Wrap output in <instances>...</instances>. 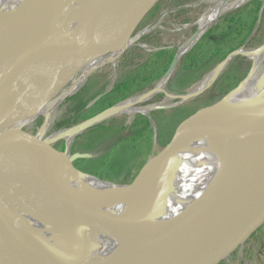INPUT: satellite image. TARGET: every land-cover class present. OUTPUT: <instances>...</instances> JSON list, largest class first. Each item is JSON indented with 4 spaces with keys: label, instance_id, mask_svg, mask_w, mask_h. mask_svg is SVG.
<instances>
[{
    "label": "bare ground",
    "instance_id": "bare-ground-1",
    "mask_svg": "<svg viewBox=\"0 0 264 264\" xmlns=\"http://www.w3.org/2000/svg\"><path fill=\"white\" fill-rule=\"evenodd\" d=\"M56 1L0 0V16L1 13L13 16L21 25L25 19L32 23L36 8L40 12L43 8H50ZM130 1L92 0L84 8H73L70 23L81 31L78 39L68 47L49 51H45V39L39 40L29 35L19 37L17 32L9 29L8 20L0 19V174L9 173L10 181L19 189L17 196L16 190L10 186L4 187L5 194L13 202L11 210L16 217L19 241L32 256L47 264L69 262L91 247L82 230L63 213L57 189L54 188L55 183L58 188L60 179L100 197L105 217L109 220L105 229L106 236L113 241L119 239L122 246L129 248L119 258L104 259L102 264H148L167 256L180 245L203 212L185 228V224L178 219L182 210L187 208V213H191L194 206L212 199L264 158V113L247 120L245 117L264 93V43L254 49L241 47L195 84L190 95L210 87L237 57L245 56L254 62L252 73L227 95L225 101L213 109L214 112L193 134L191 140L180 147L174 158H184L182 162L179 165L173 161L166 164L174 167L165 175L155 176L151 183L149 177L153 169L165 165L164 156H159L157 152L147 162L138 185L132 187L95 186L96 182H103L102 179L66 167L55 168L36 160L32 157L34 144H25L20 137L11 141L6 157L2 155L4 136L10 129L22 130V122L34 115L40 116L42 122L29 139L36 138L54 147L68 137L66 149L67 155L71 156L70 151L76 138L93 126L121 116L134 118L140 113L151 119L152 113L168 107V101L188 99L187 96L167 91V84L180 61L224 16L252 0L198 1L199 5L206 7L199 18L186 27L192 28L191 34L183 43L175 46L176 55L165 76L152 87L94 119L70 129L51 132L59 108L68 97L76 95L96 71L109 66L113 81L123 57L133 47L138 46L150 52L141 44V40L152 27L135 32L143 16L159 0H148L127 30L112 35L95 50L88 51L85 48L86 41H92L87 39V34L103 25L104 20L110 21V16ZM260 1L264 3V0ZM110 8V11L99 16ZM22 82V86L18 87ZM160 94L164 98L153 103ZM246 121L253 123L244 125ZM226 126L232 137L227 148L219 142ZM118 190L130 191L133 195L114 200L113 193ZM152 220L163 224L171 235L161 250H153L144 256L139 254L138 248L125 244L121 234L115 232L119 222L134 223L136 227L140 222ZM175 220H178L177 223ZM69 240L71 243L65 246L64 241ZM100 247L102 251H115L113 246L106 244L105 236L100 240Z\"/></svg>",
    "mask_w": 264,
    "mask_h": 264
},
{
    "label": "water",
    "instance_id": "water-1",
    "mask_svg": "<svg viewBox=\"0 0 264 264\" xmlns=\"http://www.w3.org/2000/svg\"><path fill=\"white\" fill-rule=\"evenodd\" d=\"M91 1L58 0L52 3L50 8H43L40 12L36 8V14H34L36 16L33 18V22L29 23V20L25 19V23L22 25L13 16L10 17L7 14L1 13L0 19L8 20L11 27L9 29L17 32L19 37L29 35L36 36L39 40L45 39V51L56 50L68 47L78 39L81 31L70 23V12L73 8L88 6ZM161 1L159 0L143 16L141 21ZM147 2L148 0H131L127 5L123 6L124 8L112 20L108 22L104 20L103 25L89 32L86 36L87 39L108 37L127 30L132 24L134 17L139 14ZM19 19L21 20L23 17H19ZM239 49L230 53L224 61ZM13 52L18 54L16 49H13ZM218 79L219 77L210 87ZM23 80L25 81L24 78ZM22 84L23 82L18 87L22 86ZM101 98L102 95L96 97L93 100V104ZM130 98L116 103L86 121L114 109L118 104ZM199 113L200 111L182 122L171 144L164 152L159 153V156H164L163 162L165 165L172 162V159L183 144L188 128L199 117ZM263 113L264 93L258 102L247 111L245 117L247 120ZM252 123L246 121L244 125H251ZM73 126L76 125L60 128L59 130L70 129ZM27 136V133L23 130L10 129L3 138L2 155L6 157L9 153L8 148L11 141L16 137H20L25 144H34L32 152L34 159L55 168L66 167L86 174L74 164L79 158L77 155L68 156L67 149L59 151L54 147L45 145L36 138L29 139ZM146 167L147 163L142 167L136 180L139 176H142ZM5 186H10L16 190L17 196L19 190L10 181L9 173L0 174V264H47L32 256L28 249L19 241L16 231V217L11 210L13 202L5 194ZM54 188L57 189L63 213L82 230L85 238L91 243V247L87 251L73 260L55 264H102L104 259H117L124 250L129 249L122 246L121 244L123 243L119 239L113 241L114 239L106 236L105 229L109 220L105 217L104 205L100 197L88 191L80 190L63 179L58 180V188L56 183ZM132 195L133 193L130 191L118 190L113 193L112 197L115 200L117 198L131 197ZM187 210L185 208L181 211L180 217L178 216V219L185 224V228H188L197 216L203 212L180 245L174 248L167 256L153 260L148 264H221L250 240L264 226V158L255 167L238 176L229 187L213 196L212 199L205 200L204 203L196 207L194 206L191 209V213H187ZM177 221L175 220V223ZM157 223V220L145 223L140 222L135 227L134 223L119 222V225L114 229L115 232L121 234L125 244L131 248H138L139 254L144 256L153 250H161V248L166 246L171 235L163 224ZM104 236L106 244L113 246L115 251L101 250L100 240ZM70 243V240L68 242L64 241L65 246Z\"/></svg>",
    "mask_w": 264,
    "mask_h": 264
},
{
    "label": "rangeland",
    "instance_id": "rangeland-1",
    "mask_svg": "<svg viewBox=\"0 0 264 264\" xmlns=\"http://www.w3.org/2000/svg\"><path fill=\"white\" fill-rule=\"evenodd\" d=\"M198 1L200 0H162L139 23L135 32L136 34L152 27L141 40V44L148 48L150 52L138 46L133 47L123 57L113 81H111L113 73L109 66L96 71L76 95L68 97L67 101L65 100L59 108L58 116L50 131L53 132L55 130L54 132H56L60 128L77 125L92 118L91 116L98 115L102 111L93 104L94 97L96 98L99 95L104 97L113 92L118 86L136 80L133 83L134 85L127 91L126 95L128 94V96L116 103L133 97L157 83L167 73L173 61L166 72H163L166 63L165 58L159 63L154 72L144 70V68L154 61L160 52H173L174 55L176 54L175 46L183 43L191 34L192 28L187 29L186 27L191 26V23L199 18L206 7L202 4L199 5ZM254 1L259 0H252L242 8L224 16L216 26L203 35L193 49L225 19L234 16ZM260 2L263 9L261 8L255 27L241 47L254 49L264 43V7L263 2ZM123 6L110 16L111 20L124 8ZM139 15L140 12L137 16ZM110 37L96 38L95 44L92 41H86L85 48L88 51L95 50L97 47L102 46ZM230 46H224V49L227 50ZM191 51L180 61L176 72L167 84L168 92L187 96L188 99L184 101L181 99L168 101L166 103L168 105L167 108L151 114L149 121L151 126L149 128H146L145 124L146 120L149 119L141 116L144 114L140 113L134 118L121 116L118 119H110L91 127L76 138L70 154L71 156L77 155L79 157L74 163L78 169L102 179L103 182H96L95 186L132 187L133 185H138L142 176H139L137 180L136 177L142 167L155 152L159 154L167 149L174 139L179 125L200 111L199 117L192 122L185 134L181 145V147H184L191 140L193 134L202 127L214 112L213 109L225 101L227 95L239 87L254 69L253 61H249L245 56L237 57L227 66L212 87L203 92L190 95L203 76L226 58L223 51L213 53L207 48L206 51L199 53V67L189 72L185 71L183 66ZM162 72L164 74L159 75ZM118 96L123 97L120 94ZM113 98L118 97L114 96ZM163 98L164 95L160 94L155 97L153 103L159 102ZM65 121L68 122V125L61 127L60 125ZM41 122L42 118L34 115L22 122L20 128L27 133L29 138L35 134ZM228 135L226 126L222 131L221 137L220 135L218 136L220 140L217 137V141L219 140L225 148L232 141V137L230 138V135ZM67 141L69 142L68 137L63 138L54 148L59 151H65ZM183 159L173 158L172 161L179 165ZM158 166L153 169L149 177V183L155 176L165 175L174 167L173 165H164L158 168ZM258 234L263 235L264 229L260 230ZM257 260L264 264V259L260 258Z\"/></svg>",
    "mask_w": 264,
    "mask_h": 264
},
{
    "label": "trees",
    "instance_id": "trees-1",
    "mask_svg": "<svg viewBox=\"0 0 264 264\" xmlns=\"http://www.w3.org/2000/svg\"><path fill=\"white\" fill-rule=\"evenodd\" d=\"M114 7H112V8H114ZM112 8L101 13L99 16L110 11ZM261 8H262V3L260 1H254V2L250 3L248 6H246L242 11L235 14L234 16H232L228 19H225L212 32L207 34L202 39L201 43L191 51V53L188 55L187 59L184 62L183 69L185 71H189V72L196 70L200 65L199 53L206 51L207 48H208V50H210L213 53H219V52L223 51L225 54V57H227L230 53L234 52L235 50L239 49V47H241L246 42L249 34L251 33V31L255 27L256 22L258 20L259 12L261 11ZM98 25H99V23L96 24L93 27V29H95ZM96 41H97L96 38L92 39L93 44H95ZM229 45H231V46L227 50H225L224 46H229ZM175 55L173 52H160L155 57L154 61H152L150 64H148L144 68V70H151L152 72H154V70L157 69L159 63L165 58L166 63L164 65L165 67L163 69V72H166L168 69V66L171 64V62L175 58L174 57ZM163 72L159 73V75L160 74L163 75L164 74ZM135 82H136V80H134L130 83H126V84H123L121 86L116 87L113 90V92L105 95L98 102H96L95 107L100 108V111H104L107 108L112 107L113 105L116 104L117 101L124 99V98H126V96H128V94L126 95V93H128L127 91L130 89L131 86L134 85L133 83H135ZM119 94L121 96L123 95V97L118 96ZM114 96H116L118 98H113ZM94 99H95V97H94ZM141 116L147 118L145 114L141 115ZM91 117H93V116H91ZM145 124H146V128H149L151 126L149 120H146ZM65 125H68V122L65 121L60 126L64 127ZM64 142H66V141H64ZM256 235L257 234H255L253 236V238Z\"/></svg>",
    "mask_w": 264,
    "mask_h": 264
},
{
    "label": "built area",
    "instance_id": "built-area-1",
    "mask_svg": "<svg viewBox=\"0 0 264 264\" xmlns=\"http://www.w3.org/2000/svg\"><path fill=\"white\" fill-rule=\"evenodd\" d=\"M252 258L264 259V244L253 237L221 264H253Z\"/></svg>",
    "mask_w": 264,
    "mask_h": 264
},
{
    "label": "crops",
    "instance_id": "crops-1",
    "mask_svg": "<svg viewBox=\"0 0 264 264\" xmlns=\"http://www.w3.org/2000/svg\"><path fill=\"white\" fill-rule=\"evenodd\" d=\"M256 240H258L260 243L264 244V234L261 235V234H258L254 237ZM252 261L254 264H261L257 258H252Z\"/></svg>",
    "mask_w": 264,
    "mask_h": 264
}]
</instances>
